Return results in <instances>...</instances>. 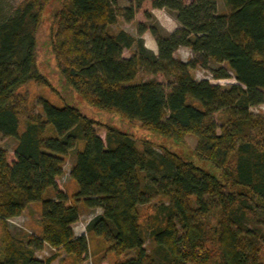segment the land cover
Returning <instances> with one entry per match:
<instances>
[{"label": "trees", "instance_id": "1", "mask_svg": "<svg viewBox=\"0 0 264 264\" xmlns=\"http://www.w3.org/2000/svg\"><path fill=\"white\" fill-rule=\"evenodd\" d=\"M49 1L6 9L0 0V135L15 141L10 158L0 149V264H81L88 236L102 241L111 264H264V116L250 111L264 101V0H222L226 13L215 0H130L122 9L114 0H63L53 15L48 47L65 88L92 113L137 123L182 153L186 137L194 138L186 157L156 153L145 141L138 148L74 106L39 99L33 113L18 89L34 83L53 91L36 50ZM144 2L177 28L137 23L136 37L111 30L119 17L132 22ZM178 48L194 58L175 60ZM210 63L225 65L213 79L231 72L235 84L196 81L195 70ZM138 73L151 78L135 82ZM68 156L71 194L58 184ZM153 199V212L143 215ZM30 205L40 208L39 233L16 239L6 222ZM80 209L100 213L75 237ZM45 247L51 253L37 258Z\"/></svg>", "mask_w": 264, "mask_h": 264}, {"label": "rangeland", "instance_id": "2", "mask_svg": "<svg viewBox=\"0 0 264 264\" xmlns=\"http://www.w3.org/2000/svg\"><path fill=\"white\" fill-rule=\"evenodd\" d=\"M22 0H2L4 3V7L8 9L9 7L14 8L17 6ZM188 1V0H186ZM63 0H50L48 5L46 6L41 25L38 29L36 35V50H37V61H38V68L40 72L48 79L49 83L51 84V89H48L43 86H38L34 83H28L27 85L18 89V92L24 95L29 104L33 107V113H39L38 102L39 99H44L49 103L53 104L57 107H62L64 105L74 106L77 108L82 114L92 119H95L97 123L102 125H110L116 127L117 129L127 133L131 136L137 145L138 148H141L143 142H147L153 148L156 153H160L162 148L175 153L180 157H186L188 154L191 153L195 140L192 137H186L185 145L182 151L174 146H170L165 142L161 141L160 138L154 137L153 135L141 130L138 127L137 123H126L120 121L117 117L108 115V114H96L92 113L91 108L87 107L84 103H82L74 94H72L68 89L65 88L63 82L61 81L58 73L55 70V66L52 60V56L50 54V50L48 47V39H49V31L50 27L53 22V15L54 13L60 8L61 3ZM116 6L120 9L125 8L128 6L130 0H114ZM216 8L218 13H226L227 9L222 0H215ZM144 13H148L152 18L150 20H146L144 17ZM137 23H142L145 26H160L168 25L171 29L173 27H177L176 22L173 18L167 14L164 10H155L149 6V3H146L144 6L142 5L141 8L136 12L134 15L132 22H125L121 17L118 18L117 23L111 26L112 31L117 30H125L131 36L136 37L137 32ZM163 29V28H162ZM176 29V28H175ZM164 30V29H163ZM142 37V36H141ZM144 37L148 40H152V37L148 32H145ZM144 43V42H143ZM153 53L156 54V48H153ZM131 52L124 50L122 52V57L129 58ZM173 58L175 60L181 62H187L194 58L191 54L189 49L187 48H178L174 54ZM225 68V65H216L210 63L207 69H202L198 67L195 70L194 78L196 81L206 80L211 85H218L222 88L227 87L228 85L235 84L233 76L231 72H228L229 78L225 80H215L213 79V75L217 73L219 68ZM150 76L143 75L142 73H138L136 76L135 82L145 81L150 79ZM159 81H161L165 86L166 83L162 81V79L158 76L156 77ZM251 113L253 115L261 114L264 116V101L261 105L252 108ZM217 117L214 116L215 122L218 124ZM23 131L22 124L19 127V133ZM98 133L103 136V129L101 126H98ZM15 147V141L11 138H5L0 135V149L4 150L8 154V158H10L13 153V149ZM72 158L68 156L64 160L63 165V174L58 179V184L61 189H63L68 194L73 193L74 190L77 189L75 183H71L69 180V170L71 168ZM48 191L46 197L49 196ZM157 199H153L149 206L142 208V214H151L153 212V206L157 204ZM97 210L92 211H85L80 209V217L78 221L72 225V231L75 237L85 235V225L89 220H91L96 215ZM40 208L39 205H30L25 211L21 213L20 216L16 218H12L7 220L6 228L8 232L16 239H27L29 236L38 235V220H39ZM3 228L0 224V258L2 255V247H3ZM145 246L148 248L149 241H146ZM51 253V250L47 247L43 249L41 252H36L35 256L39 259L48 256ZM63 257V256H62ZM114 260L111 254H108L105 250V247L101 240L93 238L92 236H88V246L87 252L84 256V259L81 264H111ZM53 264H74L71 258L63 259L60 258Z\"/></svg>", "mask_w": 264, "mask_h": 264}, {"label": "crops", "instance_id": "3", "mask_svg": "<svg viewBox=\"0 0 264 264\" xmlns=\"http://www.w3.org/2000/svg\"><path fill=\"white\" fill-rule=\"evenodd\" d=\"M146 3H148V2H144L142 5L144 6ZM149 6H150V4H149ZM156 10V9H155ZM162 28L164 29V31L166 32V33H171L175 28H177V27H173V28H169L168 27V25L166 24V25H162ZM123 31H125V30H123ZM126 32V31H125ZM144 35H145V32L142 34V37H141V39L143 40V42H144V46H145V48L146 49H148V50H150L151 52H153V48H156V44H155V42H154V40H153V38H152V40L150 41V40H148V39H146L145 37H144ZM91 211V210H90ZM100 213V210H98L97 209V211H96V215H98ZM95 215V216H96ZM88 223V222H87ZM78 237V236H77Z\"/></svg>", "mask_w": 264, "mask_h": 264}]
</instances>
